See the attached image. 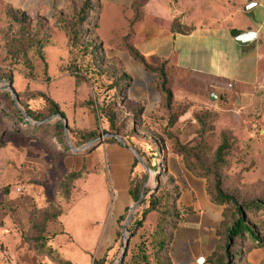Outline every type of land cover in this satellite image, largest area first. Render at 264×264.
Listing matches in <instances>:
<instances>
[{
	"label": "rangeland",
	"instance_id": "1",
	"mask_svg": "<svg viewBox=\"0 0 264 264\" xmlns=\"http://www.w3.org/2000/svg\"><path fill=\"white\" fill-rule=\"evenodd\" d=\"M74 4V0H0V105L5 108L13 100L10 87L18 96L20 109L39 112L45 107L46 98L53 100L66 118L70 142L67 153L52 139L32 137L38 139L32 145L34 150L42 152V159L51 164L45 169L23 161L10 163L12 153L31 137L8 133L7 146L0 150V212L19 227H28L29 216L55 214L58 219L48 224L47 236L66 235L73 251L80 254L78 264L102 260L101 252L94 247L107 227H112L117 236L109 264H118L125 244L123 227L136 203L130 196L120 199L124 207L119 214V194L107 156L104 161L94 157L95 150H101L98 147L83 150L107 134L119 136L123 142L121 145L115 138L112 139L116 144L106 141L119 148L121 173L128 181L134 176L148 196L167 184L181 195L176 178H181L184 168L189 171L179 154L182 149L191 155L188 162L198 174H207L205 169L213 171L224 192L237 194L242 202L264 201V105L250 104L247 97L241 99L229 89L213 91L214 82L210 79L167 63L152 64L146 60L151 68L147 70L129 53L128 44L123 45V55L113 56L104 50L103 58H98L85 41L73 42L57 23L60 18L71 16ZM104 37L102 29L97 33L98 42ZM182 61L189 67L200 65L195 56H186L185 51ZM118 82L128 86L121 95H117ZM109 108L111 113L116 112L119 131L113 130L105 117ZM85 132H95L97 136L76 149L84 142L80 135ZM225 135L230 137L231 152L224 166L215 171L216 152ZM155 144L161 145L163 155L157 153ZM27 146L28 157L36 158L38 155ZM25 170L41 171L53 180L41 189L35 188L38 199L21 189L20 183L30 178ZM145 207L141 205L135 211L127 236L143 217ZM220 208L222 213L201 218L193 213L184 215L179 207L178 227L170 233L168 264H207L224 241L220 234L224 209ZM220 215L219 223H211ZM259 220L257 231L264 237V215ZM157 223V215H150L142 222L139 233L140 227L135 228L126 264L135 263L148 228ZM68 251L62 246L54 250L62 261ZM8 253L2 245L0 264L11 263ZM201 259L205 262L200 263ZM44 264L59 263L49 259ZM233 264H264V249L246 248L243 257Z\"/></svg>",
	"mask_w": 264,
	"mask_h": 264
},
{
	"label": "crops",
	"instance_id": "2",
	"mask_svg": "<svg viewBox=\"0 0 264 264\" xmlns=\"http://www.w3.org/2000/svg\"><path fill=\"white\" fill-rule=\"evenodd\" d=\"M136 1L97 0V33L103 29L106 34L101 42L104 50L110 51L113 56H120L124 54L123 45L126 47L130 44L152 64L167 63L180 70L208 78L214 82L213 91L229 89L241 99L247 97L250 104L264 105V0H148L142 9V17L133 25L136 19ZM250 2H255L258 6L250 12H245L244 9ZM250 30L257 33V38L247 45L237 44L235 38ZM184 51L186 56L193 55L195 60H199V67L183 64ZM227 81L230 82L229 85ZM34 139L31 137L25 146L17 147L9 162L23 161L45 169L51 167V164L40 156L42 152L35 151L32 147L38 140ZM5 145L7 146V142ZM26 146L38 156L28 157ZM98 148L101 150L96 149L93 155L102 161L107 156L109 172L113 174V182L119 194L116 208L121 214L124 204L119 200H127L130 187L128 179L121 173L117 158L119 148L106 143ZM21 156H24L25 160ZM24 173L30 178L27 182L20 183L21 189L35 199L39 196V191L35 194V188L41 189L43 184L53 182L41 171L25 170ZM197 178L185 168L181 178H176L175 185L180 186L182 191L178 206L183 209V214L193 213L194 216L203 218L213 213H222L223 210L219 206L211 203L206 181ZM11 196L13 199V194ZM220 220L221 215L220 218H213L214 222L211 223L216 224ZM29 229L30 225L19 227L11 217L8 219L0 212V247L4 245L8 249V256L12 260L11 263L5 264H44L49 259L59 264H78L80 254L73 251L74 247L66 235L57 234L54 237L52 233V236H47L46 230L45 253L39 254L31 250L23 237V232ZM116 236L117 232L112 227H107L104 236L95 244L94 248L101 252L102 259L115 244ZM61 246L69 250L65 261L59 260L54 252ZM212 252L211 250L210 253Z\"/></svg>",
	"mask_w": 264,
	"mask_h": 264
},
{
	"label": "trees",
	"instance_id": "3",
	"mask_svg": "<svg viewBox=\"0 0 264 264\" xmlns=\"http://www.w3.org/2000/svg\"><path fill=\"white\" fill-rule=\"evenodd\" d=\"M147 1L148 0H137L135 2L134 11L136 19L133 25L142 17V9ZM74 2L75 4L71 8V16L69 18L67 16L66 18H60L57 22L58 25L69 34L73 42L79 43L85 41L86 47L91 48V52L94 55L98 58H103L104 47L102 43L97 40L99 16L97 0H74ZM91 20L94 21L91 22ZM29 46L30 44H28L26 48ZM128 51L132 56L141 61L147 70H151L146 59L130 44H128ZM42 59H44L43 56ZM126 87L128 86L118 82L116 84L117 95H121ZM10 101L11 102L5 108L0 105V148L6 146L5 138L8 133H14L43 140L48 138L52 139L64 152L69 153L70 142L68 141L66 133L68 132V128L66 130L63 121L56 119L42 125L44 122L57 115H62L66 120L57 103L46 98L45 107L39 112H33L29 109H20L14 100ZM118 101L119 99L116 100V103ZM105 117L111 128L119 131L120 128H117L118 122L116 112L111 113L109 108V110L107 109L105 111ZM96 136L95 132L82 133L80 137L84 142L75 146V148L79 149L81 146L95 139ZM108 142L117 143L116 140L112 138L109 139ZM155 145L157 153L163 155L161 145ZM231 148L230 137L225 135L222 140V145L216 152V159L213 164L215 171H218L224 166L226 158L231 152ZM179 154L184 157L188 170L196 177L206 181V190L211 203L224 209L223 221L220 224V234L224 241L218 244L216 250L207 260V264H233V262L243 257L246 248L250 249V251L253 249H264L263 233L257 231V228L261 225L259 217L260 215H264V201L251 200L249 202H242L240 196L237 194H229L221 189L220 182L216 177H213V171L211 169H205L207 174H198L194 167L188 162L191 155L182 149ZM129 187V196L133 203H137L144 188L134 176L130 178ZM145 195V200L142 204V206H146L143 210V217L141 220L134 223V230H129L131 234L130 238L132 239L135 237V228L140 227V229L137 230L138 233L143 229L141 228L142 222L150 215H157L158 223L148 228L149 231L147 236L141 241L139 254L135 256V263L133 264H168L167 257L169 252L168 245L170 244V233L172 230L177 229L181 213L178 206L180 194L175 188L171 187L170 184H167L160 187L157 192L154 191L151 193L150 196H148V192L145 190ZM128 211L127 209L126 212ZM57 219L58 216L50 214L49 212H41L36 216H30L29 225L31 229L27 232H23V237L29 244L31 250L39 254L45 253L44 247L46 242L44 241L47 240L45 235L47 226L50 222L55 223ZM56 235V233L53 234L54 237ZM115 244L107 251L104 259L97 262L94 261V264H109V258L111 253L115 250ZM123 264H126L125 260Z\"/></svg>",
	"mask_w": 264,
	"mask_h": 264
},
{
	"label": "water",
	"instance_id": "4",
	"mask_svg": "<svg viewBox=\"0 0 264 264\" xmlns=\"http://www.w3.org/2000/svg\"><path fill=\"white\" fill-rule=\"evenodd\" d=\"M257 6H258L257 3H255V2H250L249 5L245 7L244 11H245V12H250V11H252V10H253L255 7H257ZM256 38H257V33H256V32H253V31L250 30V31L247 32V33H244V34H241V35L237 36V37L235 38V41H236V43L239 44V45H247V44H249L250 42H252L253 40H255ZM10 91H11V94H12V96H13V100L15 101V103H16V105H17V101H18V100H17V95H16V93H15V91L13 90L12 87H10ZM214 99H215V96L212 94V96H211V100H214ZM54 119H60V120H62L63 123L65 124V128H66V130H67V128H68V123H67V121L63 118L62 115H57V116H55V117H53V118L47 120L46 122H44L42 125L47 124L48 122H50V121H52V120H54ZM66 133H67V136H68V132H66ZM111 138H115V139L119 142V144H121V145L123 144V142L121 141V139H120L119 136L112 135V134H107L106 136L101 137V138H99L98 140H96V141H94V142H91V143L87 144V145L83 148V150L87 151V150H89V149H93L94 147H99V146L103 145L104 143H106V141L109 140V139H111ZM145 196H146V195H145V189H144V190L142 191V194H141V197H140L139 201H138V202L132 207V209H131V211H130V213H129V216H128V218H127L126 224H125V226L123 227V238H124V242H125V244H124V247H123V252H122V255H121V257H120V260L118 261V264H123V262H124V260H125V258H126V255H127V253H128V248H129L130 239H131L129 236H127L128 226H129V224L131 223L132 218H133V215H134L135 211L137 210V208H139V207L143 204V202H144V200H145ZM200 261H202L203 263L205 262L204 259H201Z\"/></svg>",
	"mask_w": 264,
	"mask_h": 264
},
{
	"label": "bare ground",
	"instance_id": "5",
	"mask_svg": "<svg viewBox=\"0 0 264 264\" xmlns=\"http://www.w3.org/2000/svg\"><path fill=\"white\" fill-rule=\"evenodd\" d=\"M200 263H203L202 261H200Z\"/></svg>",
	"mask_w": 264,
	"mask_h": 264
}]
</instances>
